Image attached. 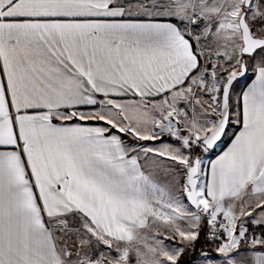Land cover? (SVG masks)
Returning a JSON list of instances; mask_svg holds the SVG:
<instances>
[{"label":"snow or ice","instance_id":"1","mask_svg":"<svg viewBox=\"0 0 264 264\" xmlns=\"http://www.w3.org/2000/svg\"><path fill=\"white\" fill-rule=\"evenodd\" d=\"M0 264H264V0H0Z\"/></svg>","mask_w":264,"mask_h":264},{"label":"crops","instance_id":"2","mask_svg":"<svg viewBox=\"0 0 264 264\" xmlns=\"http://www.w3.org/2000/svg\"><path fill=\"white\" fill-rule=\"evenodd\" d=\"M223 147H226V144H225ZM219 151H220V150H218V149L216 150L217 153H219Z\"/></svg>","mask_w":264,"mask_h":264},{"label":"trees","instance_id":"3","mask_svg":"<svg viewBox=\"0 0 264 264\" xmlns=\"http://www.w3.org/2000/svg\"><path fill=\"white\" fill-rule=\"evenodd\" d=\"M223 146H224V145H223ZM223 146H222V147H223ZM218 150H220V149H218Z\"/></svg>","mask_w":264,"mask_h":264}]
</instances>
